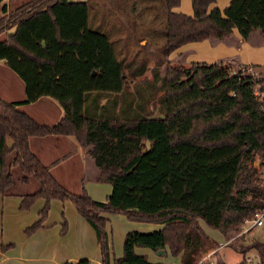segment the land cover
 I'll use <instances>...</instances> for the list:
<instances>
[{
	"label": "trees",
	"instance_id": "obj_1",
	"mask_svg": "<svg viewBox=\"0 0 264 264\" xmlns=\"http://www.w3.org/2000/svg\"><path fill=\"white\" fill-rule=\"evenodd\" d=\"M97 1L29 0L0 17V34L13 29L0 40V61L25 85L23 100L0 98V195L14 194L17 182H37L20 194L22 210L44 199L26 236L42 228L52 199L71 201L94 232L101 264H159L135 248L202 264L219 243L200 222L229 237L264 206L256 165H264V65H250L262 70L255 81L247 64L185 65L167 56L190 41L221 40L233 28L244 39L253 30L264 36V0H230L223 11L209 10L215 0H191L192 15L172 10L180 0H102L101 12ZM117 11L125 21L112 17ZM43 95L63 109L52 125L18 108ZM47 134L73 135L87 149L97 180L112 187L104 201L55 180L28 142ZM106 214L162 228L128 232L114 258ZM66 230L63 220L60 235ZM252 248L264 264V241ZM236 264L248 263L243 257Z\"/></svg>",
	"mask_w": 264,
	"mask_h": 264
},
{
	"label": "crops",
	"instance_id": "obj_2",
	"mask_svg": "<svg viewBox=\"0 0 264 264\" xmlns=\"http://www.w3.org/2000/svg\"><path fill=\"white\" fill-rule=\"evenodd\" d=\"M27 1L29 0H0V17ZM68 1L86 2L88 0ZM101 1H97L98 6L103 4ZM229 1L215 0L209 6V10L218 7L223 11ZM104 6L105 4L102 5ZM172 10L192 15L191 0H180L179 5ZM125 16L121 11L112 15L114 19L119 17L123 21L126 20ZM11 31L13 29L0 34V40H3ZM253 31L245 39L236 28H233L232 33L221 40L203 39L187 42L172 51L167 56V60L185 65L191 62L218 61L229 62L235 66L264 65V36L261 33H255L259 30ZM0 98L6 101H20L25 98L23 80L3 61H0ZM18 108L40 124L52 125L63 116V109L58 101L45 95L38 97L35 101L21 104ZM28 142L30 150L42 164L50 166L52 176L67 191L79 194L82 189H85L88 195L97 201H104L111 192L112 187L109 183L97 180L98 167L86 151L87 149L83 148L73 135L30 136ZM36 187L37 182L34 180L28 184L17 182L13 188L14 194L0 195V264H61L74 263L82 259H87L88 264H101L94 232L78 215L75 206L69 200L52 199L42 228L29 236L25 235L24 230L38 220V213L44 204V199L39 197L28 209L22 210L19 209L20 194L30 192ZM106 217L108 219L106 231L110 236L111 248L117 247L114 258L122 256L123 241L128 232L147 234L162 228L161 225L156 224L131 222L120 214H106ZM63 220L67 224V230L64 235H60ZM200 225L206 233L208 227L202 222ZM219 235L221 236L220 233ZM221 241L222 238L218 242ZM120 243L121 252H119ZM10 245L11 248L2 250V247ZM135 253L146 256L152 263L180 264V256L172 257L167 252L158 255L147 248H135ZM219 253L225 254V250L218 248L215 253L207 255L202 262L215 263L219 260L217 257ZM230 256L235 260L234 264L239 261L236 255L230 254Z\"/></svg>",
	"mask_w": 264,
	"mask_h": 264
},
{
	"label": "rangeland",
	"instance_id": "obj_3",
	"mask_svg": "<svg viewBox=\"0 0 264 264\" xmlns=\"http://www.w3.org/2000/svg\"><path fill=\"white\" fill-rule=\"evenodd\" d=\"M102 5L103 4H101V6H99L100 12L103 11V9H104L102 7ZM106 24H108V23H106ZM110 24H112V23H110ZM255 33L260 34L259 31H256ZM258 66L260 67L262 65L258 64ZM247 67L251 68L252 72L254 74H257L258 76H260V73H262V70L260 68H258V67H251L250 65H248ZM146 74H149V73L147 72ZM16 170H14V175L15 176H17L19 174L18 172H15ZM261 170H264V168L261 167ZM206 230L208 232V233L206 232L208 234V236L210 238H213L217 242L219 240H221V238H222V241L218 242V243H219V248L221 247V248H223L225 250V254L224 253L223 254L219 253L217 255L219 261L227 263V264H234L235 260L232 259V256H230V254H231V255H236V259L239 258V261H241L243 259V257H244L245 261H246L247 258L249 260H251V262L248 263V264H260V261H261L260 257L258 256L257 251L254 248H252V246L256 242L264 241V230L263 229L256 228V229H251V230H248L246 232H243L244 228H243V225H241L240 229H239V232L237 234L230 235L229 237H225L224 235L220 236L219 232L217 230H214V229H211V228H207ZM111 234H112V232H111ZM221 244H222V246H221ZM116 250H117V247L116 246L113 247L112 256H114L116 254ZM121 250H122V245L120 243L119 252H121ZM243 250L247 251L245 253V256H243L241 254V251H243ZM202 264H209V263L205 261V262H202ZM212 264H214V263H212Z\"/></svg>",
	"mask_w": 264,
	"mask_h": 264
},
{
	"label": "built area",
	"instance_id": "obj_4",
	"mask_svg": "<svg viewBox=\"0 0 264 264\" xmlns=\"http://www.w3.org/2000/svg\"><path fill=\"white\" fill-rule=\"evenodd\" d=\"M246 69H247V72L254 78L255 81L260 79V76H258L257 74H254L252 72L251 68L247 67ZM256 85H257V87H259V84L256 83ZM262 95H263V93L260 94V96H262ZM256 165H257V169H258L260 175L264 177V170H261V167L264 168V165L260 164V161H257ZM242 225L244 228L243 232H246V231L251 230V229H256V228L263 229V227H264V206L254 210V212L251 214V216L243 221ZM246 262L250 263L251 260H249L247 258Z\"/></svg>",
	"mask_w": 264,
	"mask_h": 264
},
{
	"label": "water",
	"instance_id": "obj_5",
	"mask_svg": "<svg viewBox=\"0 0 264 264\" xmlns=\"http://www.w3.org/2000/svg\"><path fill=\"white\" fill-rule=\"evenodd\" d=\"M163 253H164L163 251L162 252H157L158 255L163 254Z\"/></svg>",
	"mask_w": 264,
	"mask_h": 264
}]
</instances>
